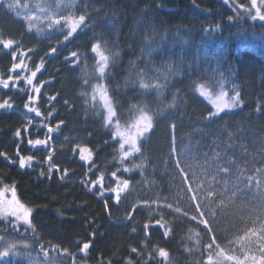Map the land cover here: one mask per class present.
Returning a JSON list of instances; mask_svg holds the SVG:
<instances>
[{
    "label": "trees",
    "instance_id": "trees-1",
    "mask_svg": "<svg viewBox=\"0 0 264 264\" xmlns=\"http://www.w3.org/2000/svg\"><path fill=\"white\" fill-rule=\"evenodd\" d=\"M23 1L19 0L20 4ZM195 2L199 8L194 7L193 0H75L69 8L63 5L72 0H62L57 9L59 15L71 12L78 16L86 8L89 26L83 32L78 30L53 58L44 53L55 46V41L37 30L28 31L24 19L0 6V39H15L24 50L34 47L35 53L24 58L30 69L44 57V68L36 79L51 81L41 90L42 96L57 94V101L51 102L56 105L52 119L65 121L61 134L54 138L57 151L53 161H59L61 172H53L51 180L38 177L39 167L20 169L0 157V186L15 184L20 201L33 209L31 219L35 228V234L25 226L13 231L11 223L0 221V235L15 240L16 245L27 243L31 252L57 264H127L129 259L132 264H161L157 247L167 250L169 258L165 264H216L218 250L226 256L224 264H264V233L260 237L252 234L255 227L264 223V23L247 18L230 23L227 18L233 15L232 9L222 0ZM238 2L247 4L248 0ZM215 24L221 25L219 32L204 31ZM58 35L62 37V33ZM94 40L106 41L108 47L120 53L104 83L121 125L132 123L141 107L153 115L154 123L152 133L140 141L141 153L125 162L131 168L133 161L138 164L143 160V170L118 172L131 184L121 193L120 205L113 206L109 200L111 216L104 210L96 189L89 192L86 183L94 178L93 173L103 171L106 187L114 186L110 174L119 167L118 144L112 146L109 128L104 126L106 113L102 103L91 100V86L97 82L89 50ZM70 50L82 54L74 71L70 70L72 65L63 61ZM12 62L10 50L0 45V77L16 75L10 72ZM139 73L144 74L145 82H158L163 87L159 91L139 88ZM162 74L168 76L167 80ZM85 79L89 80L88 85L83 84ZM194 82L197 88L202 84L213 94H219L222 86L231 96L233 89L238 88L243 107L222 113V118L206 120L212 106L194 90ZM25 87L21 81L16 89L0 90V99H6L7 92L14 104L11 112L0 110V152L7 153L10 159H16L17 128L21 129L23 141L19 145L21 155H36L37 159L45 155L37 149L29 150L26 143L29 136L37 138L40 134H25L23 117H31L34 124L41 118L24 109L27 93L18 89ZM82 91L88 95L81 96ZM174 96L177 106L170 109L167 105ZM62 99H68L72 107L66 110ZM37 106L46 114L50 105L41 99ZM173 122L177 125L174 155L180 159V168L189 173L190 180L193 174L196 181L204 180L199 189L193 183L191 191L195 197L190 195L169 156V125ZM64 136L69 140L65 141ZM77 144L90 148L91 164L79 159ZM215 153L220 154L218 162L229 166L230 172L220 173L218 180L213 181L219 190L223 180H229L227 193L217 191L213 197L208 181L212 178L209 168L215 166ZM229 159L235 164L228 165ZM235 165L240 166L239 170ZM64 169L68 175L61 181L58 176ZM241 170L244 179L233 187L231 181ZM109 195L105 193L104 198ZM194 200L208 216L215 241L204 231L202 222L197 225L189 220L201 219ZM137 204V231L133 233L127 226L132 222L126 221L125 216ZM210 210H215V221ZM161 216L172 227V235L164 238L163 229L152 227L146 236L144 223L151 220L154 225ZM93 230L97 235L84 255L76 242L87 240ZM133 247L138 249L137 253L131 252Z\"/></svg>",
    "mask_w": 264,
    "mask_h": 264
},
{
    "label": "snow or ice",
    "instance_id": "snow-or-ice-1",
    "mask_svg": "<svg viewBox=\"0 0 264 264\" xmlns=\"http://www.w3.org/2000/svg\"><path fill=\"white\" fill-rule=\"evenodd\" d=\"M224 5H228L233 12V15L228 16V21L231 23L234 20H244L245 18L250 19L251 21H260L264 23V0H248V3H240L238 0H222ZM75 0H72L71 4H64V7H72L74 6ZM194 7L199 8V5L196 4L195 0H193ZM0 6L6 7L9 11L17 13V10L20 8L19 0H0ZM26 7V6H25ZM41 12H45L44 8L40 9ZM23 19L27 21V28L28 31H32L33 29V22L38 20H43V24L41 27H38L36 30L41 33V35H47L48 38L52 41H55V46L48 48L44 56L53 58L54 56L59 54V51L62 50V47L67 46V42L77 34L78 30L83 32L88 28L87 21V9L85 8L82 14L73 15L71 12L68 14L57 15L55 11L51 13H46L44 17H38L37 15H24ZM221 25L215 24L209 27H206L204 31L206 33L209 32H219ZM62 33V37L58 34ZM148 38H145V43H148ZM0 45L3 46L4 49L10 50L11 60L13 61L11 64V73H16L15 76L8 75L7 78L0 77V90H6L10 87L13 89L18 88L21 81H24L26 86L25 88H19L18 90L23 93H27L24 97V109L28 113H34L36 117H40L41 120L38 123L33 122L31 117H23L25 119V125L23 131L25 134L28 133H38L40 134L37 138H31L30 136L26 139V143L30 146L29 150L37 149L38 151H42L45 155L37 159L36 155H21V149L19 147L22 141L21 137V129L17 128L14 133V136L17 138L16 140V151L15 157L16 159H10L5 152H0V157H3L9 165L15 164L18 165L20 169H32L35 170L36 167H39V171L37 173L38 177L40 178H47L51 180L53 178V172L59 174L61 172L59 161L54 162L53 157L57 151L55 144L56 140L55 137H58L62 132V126L64 125L65 121L63 119L57 118L53 121L52 117L56 111V105L52 104V101H57V94L48 95L46 97L42 96V89H44L45 84L51 85V81L48 79L45 80H37V74L41 72L44 68L45 59L41 57L39 64L35 65L34 69H30L28 64L25 61V57H28L29 53H35L36 49L34 47H28L27 50H24L23 46L15 39H0ZM90 53L92 54V59L94 61V69L93 75L95 76L96 83L92 85L91 91V100L94 102L99 98L102 102V106L104 112L106 113L103 116L104 126L109 128L110 137L113 141V147L118 144V160H119V167L117 170L112 171L110 174V180L114 186H107L105 184V173L100 171L98 175L93 173L94 178L90 181H87L88 191L91 192L93 189L99 194L101 198V202L104 205V210L111 216V210L109 208V200L113 201V206H118L121 203V193L127 190L131 184L130 179L121 178L118 175V172L122 169L123 173H129L134 169H141L144 168V162L141 160L140 163L132 162V167L126 166L125 162L130 161L131 158L136 156V154L141 153V144L140 141L146 138V135L152 133L154 123H153V115H150L145 108L141 107L138 110L139 115L138 117L130 124V126L126 128H122L120 119L117 117V112L115 106L112 103V99L109 95L108 85L104 83V81L111 76V68L114 66L119 59L120 53L116 51L114 48H110L107 45L106 41L102 40H94L89 45ZM81 53L77 50H70L68 51L64 57L63 61L67 65H72L73 67L70 70H75V66L80 63ZM132 66L135 67L134 62ZM169 70L171 71V66L169 65ZM215 73V70H213ZM24 73H30V75H24ZM140 79L138 81L139 88L143 90L149 89H156L159 91L163 85L160 83H152V82H145L144 74H138ZM164 75V79L167 80L168 76ZM222 78V77H221ZM84 85L89 84V80L85 79L83 81ZM193 88L196 91H199L201 96H204L205 99L212 105V108L209 109L208 116L205 117L206 120H212L216 117H221L222 113L230 112L232 110L242 108L243 101L240 98V91L238 88H234L233 95H229L227 91L223 90L221 86V91L219 95L213 97L211 94H205L203 90V85L201 84L198 88L193 83ZM47 92V89H45ZM4 95L7 97L6 99H0V110H4L5 112H11L14 109V104L12 102V96L9 93L5 92ZM88 93L82 91L81 96H87ZM44 99V103L49 104L46 114L41 112L40 107L37 105ZM63 106L67 110L71 108L72 105L70 104L68 99H62ZM176 97H173L172 103L168 104L167 107L170 109L176 108ZM133 108H136L133 105ZM257 112L260 111L258 107L256 109ZM222 118V117H221ZM170 132H171V143L169 144V156L174 162V166L177 168V171L181 172L183 180L186 182L188 189L190 190V195L195 197V192L191 191L193 187V183L197 185V188H202L204 185V180L201 179L200 181H196L194 174L193 178L189 179V173L184 171L180 168V159L175 157V129L177 127L176 123H170ZM90 135V134H89ZM42 137V138H40ZM64 140L68 141L69 137L64 136ZM107 143V141H106ZM230 146V145H229ZM76 149L78 152L76 153L79 156L81 161H87L91 164V156L92 152L88 147H80L79 144L76 145ZM74 149V151H76ZM219 153H215L213 156V161L215 162L214 167H210L209 171L211 173V180L208 181V189L210 190L209 194L213 197L217 196V191L221 194L227 193L229 188V180L225 179L222 182L221 187L219 190L216 189L215 184L213 181L218 180V176L220 173H229L230 167L225 166V164H221L218 162ZM205 159H207V154H205ZM228 165H233L235 162L231 159L227 161ZM47 165V167H44ZM236 168L239 170L240 166L235 165ZM90 172L92 171L91 168L88 169ZM257 172L261 171L260 169H256ZM68 175L67 169L63 170V174L59 175V180L63 181L65 177ZM244 179L243 171H238L237 178L231 181L233 187H236L240 184V182ZM249 179H256V177H249ZM191 181V182H189ZM220 182V181H219ZM258 183V181H257ZM105 193H111L105 199ZM10 194V198H9ZM223 196H221V200ZM195 206L197 207L198 213L201 217L200 220H196L195 217H189V220L193 224H203L204 231L208 232L211 236L212 241H215V234L211 231V225L208 220V216H205L202 211L199 209V202L193 201ZM151 207V205H147ZM140 207L139 204L135 206H131L127 210V214L125 216L126 221H131L132 223L127 225L131 227V231L135 233L137 231L134 221V216L137 214L136 209ZM169 209H171V205H167ZM226 207V205H225ZM32 212L33 209L27 206L26 204L22 203L17 196V190L15 184L11 185H3L0 186V218L5 220L12 218L14 219L15 223L11 224L13 231H18L20 225H26L27 229H31L32 233L35 234V228L32 224ZM151 215V213H150ZM209 215H211L212 220H216L215 210H210ZM90 223H93L90 221ZM96 225L93 223V229H95ZM155 227L157 230L163 229L162 235L164 238L172 235V227L163 222V217H158L155 219L154 225L149 220V222L144 223L143 230L146 236L150 235L148 231L150 228ZM264 233V223L260 224L259 226L255 227L252 230V234L260 237V234ZM97 235L96 231L93 230L89 234V238L85 241L76 242V247L82 252L84 255L88 254V250L92 247V244L95 240V236ZM264 238V237H261ZM17 242L13 239L6 238L4 235H0V245H6L10 249L13 250L15 254L14 245ZM27 245V243H25ZM40 247L44 249V245L41 244ZM59 248V245L56 246ZM264 248V244L261 245ZM64 252L67 253V249H64ZM132 253H137L138 249L133 247L131 248ZM167 250L157 247L156 254L161 258V264H165L168 261L169 256L166 254ZM47 255V253H45ZM152 256L149 255V259ZM264 259V257H262ZM49 264H54V262H49ZM110 264V262H109ZM127 264H132L131 259L128 260ZM216 264H224L222 258H218Z\"/></svg>",
    "mask_w": 264,
    "mask_h": 264
},
{
    "label": "rangeland",
    "instance_id": "rangeland-1",
    "mask_svg": "<svg viewBox=\"0 0 264 264\" xmlns=\"http://www.w3.org/2000/svg\"><path fill=\"white\" fill-rule=\"evenodd\" d=\"M61 1L62 0H49V1L48 0H44V1L37 0L34 2V0H25L20 4V8L17 10V12L19 14H17V13L16 14L21 19H23L24 15H37L38 17H44L46 15V13H51L53 11H55L56 14L59 15V11L57 9H58ZM41 8H44L45 12H41V10H40ZM43 22H44L43 20H38L36 22H33V29L32 30H36L38 27H41ZM203 90H204L206 95L211 94L213 97L219 95V94H213L209 89H207L205 87H203ZM202 97L205 99L204 96H202ZM97 99L99 100V98H97ZM205 100L207 101V99H205ZM130 124L127 126H122V125L121 126H122V128H126V127L130 126ZM9 198H10V194H9ZM0 221L4 222L6 224L15 223L14 219H12V218H9L7 220L0 218ZM20 226L27 227L26 225H20ZM3 247H4V249L0 250V254H6L8 256L9 261H10L9 264H49V262H54V261L50 260L49 258H41L36 253L31 252L30 247L25 245V244L14 245L15 254L13 253V250L10 249L8 246L5 245ZM218 258H222L223 262H224L226 259V256L220 250H218L215 253V260L217 261ZM0 264H4V263L2 261H0ZM54 264H57V263L54 262Z\"/></svg>",
    "mask_w": 264,
    "mask_h": 264
},
{
    "label": "water",
    "instance_id": "water-1",
    "mask_svg": "<svg viewBox=\"0 0 264 264\" xmlns=\"http://www.w3.org/2000/svg\"><path fill=\"white\" fill-rule=\"evenodd\" d=\"M0 261H2L4 264H9V258L6 254H0Z\"/></svg>",
    "mask_w": 264,
    "mask_h": 264
}]
</instances>
